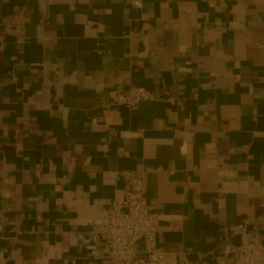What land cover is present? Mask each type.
I'll use <instances>...</instances> for the list:
<instances>
[{"label": "crops", "instance_id": "1", "mask_svg": "<svg viewBox=\"0 0 264 264\" xmlns=\"http://www.w3.org/2000/svg\"><path fill=\"white\" fill-rule=\"evenodd\" d=\"M128 172L167 261L264 240V0H0V264H104Z\"/></svg>", "mask_w": 264, "mask_h": 264}, {"label": "built area", "instance_id": "2", "mask_svg": "<svg viewBox=\"0 0 264 264\" xmlns=\"http://www.w3.org/2000/svg\"><path fill=\"white\" fill-rule=\"evenodd\" d=\"M140 4L141 0H137ZM115 102L128 109L156 98L154 91L145 85L113 89ZM126 192L111 203L106 220L98 219L92 225V237L101 245L92 250L104 264H193L183 257L167 261L159 248L155 214L150 210L144 194L142 176L128 172ZM253 222L242 218L232 227L240 242L231 247L232 256L218 264H264V240L252 234Z\"/></svg>", "mask_w": 264, "mask_h": 264}]
</instances>
